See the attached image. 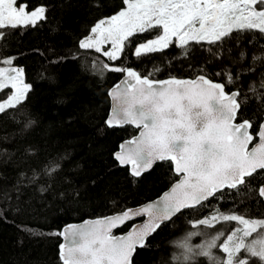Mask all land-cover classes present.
Wrapping results in <instances>:
<instances>
[{"label":"trees","instance_id":"16d2710c","mask_svg":"<svg viewBox=\"0 0 264 264\" xmlns=\"http://www.w3.org/2000/svg\"><path fill=\"white\" fill-rule=\"evenodd\" d=\"M21 2L29 9L44 7L46 18L34 28L0 30L11 32L0 40V65L12 59L31 85L24 101L0 114V264H60L65 226L139 207L178 180L170 162L159 163L136 178L114 159L119 145L138 130L129 125L107 126L109 91L125 73L113 72V67L131 68L152 79L204 74L223 83L228 92H239L238 121L251 120L252 133L258 132L264 120V35L259 32L233 31L223 49L192 41L184 49L173 43L163 51L136 57L134 50L160 31L154 28L130 37L124 52L112 61L94 49L79 48V43L101 20L125 10L124 0H17ZM254 56L260 58L253 61ZM225 69L231 70L233 83L227 82ZM11 94L10 87L0 90V103ZM29 148L33 151L26 152ZM50 169L54 171L49 175ZM33 175L37 179L28 183ZM21 178L25 183L19 185L17 199L15 189ZM248 179L253 191L244 186H239V192L224 189L162 225L137 251L133 264H172L177 257L171 255L169 241L185 231L198 233L189 237L196 253L192 264H221L226 255L221 245L239 223L220 221L198 227L193 223L215 212L264 219V200L255 191L264 184V177ZM77 191L79 195H73ZM216 235L217 247L211 250L215 259L210 262L196 245ZM257 262L251 258L250 263Z\"/></svg>","mask_w":264,"mask_h":264},{"label":"snow or ice","instance_id":"6c2138e0","mask_svg":"<svg viewBox=\"0 0 264 264\" xmlns=\"http://www.w3.org/2000/svg\"><path fill=\"white\" fill-rule=\"evenodd\" d=\"M124 2L127 9L97 23L91 29L92 35L83 39L79 48L94 49L99 53L103 45L110 44L111 50L104 51V55L114 61L124 52L125 42H129L130 37L154 28L160 31L155 38L134 50L136 57L143 53L163 51L174 39L181 49L186 48L189 41L197 44L206 42L207 45L223 49L226 38L231 37L233 31H257L264 35V0ZM45 18L44 7L29 9L26 2L18 4L17 0H0V30L34 28ZM10 35V31H0V40ZM215 54L219 55L220 52ZM244 56V51H241L239 59L243 60ZM259 58L254 56L253 61ZM4 63L9 67H0V89L10 87L14 94L5 103H0V114L6 109L15 108L31 91V85L24 83L23 69L12 67V59H4ZM111 71L126 72L128 79L123 85L116 84L111 92L112 99L118 104L112 111V119L106 121L107 126L129 124L142 129L137 138L120 145V151L113 154L114 159L121 166L130 165L133 177H140L158 161H172L175 172L183 175L171 192L156 204L97 219L82 227L66 228L62 235L65 241L71 238L73 246L69 247L68 243L62 246L63 264H132L137 247L142 249L146 246V238L160 227L162 221L170 220L182 209L195 208L225 187L239 192V186H244L248 191H253L248 178L264 177V171H258L264 170V122L256 133L258 146L250 151L253 134L249 130L253 128V122L248 119L236 122L240 110V103L237 102L239 92L226 94L223 84L206 79L204 74L195 80L166 79L155 82L149 78L142 79L131 68L116 66ZM225 73L227 82L233 83L231 70L225 69ZM240 74L239 71L235 74L237 80ZM261 86L264 87V84ZM32 151L31 148L26 149V152ZM52 171L48 170V174ZM36 179L33 175L28 183ZM24 183L23 178L17 182V199L19 185ZM255 191L264 198V186ZM73 195H79V191ZM2 214L3 209H0V216ZM140 216L147 217V222L141 227H132L126 235H113V228ZM218 219L237 221L245 226L242 237L237 236L241 231L237 228L225 238L221 245L222 252L227 254L223 264H244L243 260L238 259L241 249L264 260V239L251 245L246 244L244 239L258 227L264 228V220L245 219L241 215H212L211 220L200 219L198 224L193 223V227L210 225ZM195 234L198 233H190L189 237ZM218 239L219 235H216L200 246V254L215 259L211 250L217 247ZM181 246L188 253L193 251L187 241Z\"/></svg>","mask_w":264,"mask_h":264},{"label":"water","instance_id":"95a60500","mask_svg":"<svg viewBox=\"0 0 264 264\" xmlns=\"http://www.w3.org/2000/svg\"><path fill=\"white\" fill-rule=\"evenodd\" d=\"M132 70H134V69H132ZM134 71H136V70H134ZM138 73H139V72H138ZM139 74H140V73H139ZM200 75H201V74H200ZM141 78H142V79H143V78H149V79H151V80H153V81H155V82H159V81H164V80H166V79L195 80V79H198V78H199V75H197L196 77H193V78H177V77H169V78H163V79H152V78H150V77H148V76H142V75H141ZM205 78H206V79H210V78L207 77V76H205ZM127 79H128V77H127L126 72H125V73H124V76L122 77V79H121L118 83H116V84H121V85H123V82H124L125 80H127ZM211 80H212V79H211ZM212 82H214V83H221V82L214 81V80H212ZM116 84H115V85H116ZM221 84H223V83H221ZM115 85H114V86L110 89V91H109V97H110V100H111V109H110V113H109V116H108V119H107V120L112 119V111H113V109H115V108L117 107V104H118V102H117V101H114V100L112 99V97H111V92L114 90ZM223 85H224V84H223ZM122 90H123V89H122ZM224 90H225V93H226V94H231V93H234V92H238V91L228 92L227 89H226V87H225V85H224ZM237 102L239 103L238 97H237ZM213 106H215V102H213ZM240 107H241V105H240ZM239 111H240V110H239ZM239 111L237 112L236 122H240V121H238V113H239ZM119 114H120V113H118V115H119ZM263 122H264V120H263ZM126 125H129V124H125V125H123V126L111 127V128H122V127H124V126H126ZM129 126L134 127L135 129L138 130V132H137L136 135H134L133 137H131V138H129V139L123 141L121 144H123V143H127L128 141L137 138V137L139 136L140 131L142 130V129H138V128H136L135 125H129ZM249 131L252 133V129H250ZM252 134H253V133H252ZM258 143H259L258 135L253 134V141H252L251 144H249V150L251 151L254 147L258 146ZM121 144H120V145H121ZM120 145H119V148H118L117 152L120 151ZM117 162H118V161H117ZM162 162H170V163L172 164V166H173V170H174V173L179 177L178 180H176V181H175V182H174V183H173V184H172V185H171L166 191H164V192H163L160 196H158L157 198H155V199H153V200H151V201H149V202H147V203H145V204H143V205H141V206H139V207L129 208V209H126L125 211H128V210L136 211V210H138V209L141 208V207H145V206H147L148 204H156L157 202H159V201H161V200L163 199V197H164V195H165L166 193H170V192H171V190H172V188L175 186V184H177V183L180 182V180H181L183 174H177V173L175 172V165H174V163H173L172 161H158V162H156V163L153 165L152 169H153L157 164L162 163ZM118 164H119V162H118ZM120 166H121V165H120ZM121 167L128 168L129 171H130V173H131V166H130V165H125V166H121ZM152 169H150V170L147 171V172H144L142 175H144V174L150 172ZM258 171H260V170H258ZM142 175H141V176H142ZM141 176H140V177H141ZM136 178H139V177H136ZM262 186H264V184H263ZM224 189H229V188L225 187ZM224 189L218 191L217 193L223 191ZM217 193H215L213 196L209 197L208 200H210L211 198H213ZM208 200H207V201H208ZM263 200H264V198H263ZM205 202H206V201H202L201 204H200V205H197L195 208L201 206V205H202L203 203H205ZM190 209H191V208H190ZM184 210H186V209H182L180 213H182ZM123 212H124V211H123ZM123 212L115 213V214H110V215L103 216V217L89 218V219H85V220H83V221H81V222L70 223V224H68L67 226L64 227L63 232H64V230H65L66 228H68V227H70V226L82 227V226H84L85 224H87L88 222H94V221L97 220V219H106V218H109V217H112V216H115V215H121ZM180 213L175 214V215H174L170 220H168V221H162L160 227H161L162 225L166 224V223L171 222V221H172L174 218H176ZM131 222H134V223H133V225H132L131 227H129V229H128L126 232H124V233H118L119 230H121L124 226H126L128 223H131ZM145 222H147V217H146V216L134 217V218H132V219H130V220H128V221H125L123 224H120V225L116 226L115 228H113V229H112V233H113V235H115V236L126 235V234L129 233V231L131 230L132 227H134V226H135V227H141V226L143 225V223H145ZM160 227H159V228H160ZM159 228H158V229H159ZM158 229H157L155 232H153L152 234H150V235L146 238V244H147L148 240H149V239H150V238H151V237H152V236L158 231ZM78 242H79V237H77V243H78ZM65 243H68V246H69V247H72V246H73V240L70 238L68 241H65V240H64V237H63L62 243H61V245H60V247H59V254H60V261H61L60 264H63V260H62V258H61V251H60V250H61L62 246H63ZM140 249H141V248L137 247L136 252L133 254V257H132V264H133V259H134L135 255H136L137 251L140 250Z\"/></svg>","mask_w":264,"mask_h":264},{"label":"rangeland","instance_id":"374dc122","mask_svg":"<svg viewBox=\"0 0 264 264\" xmlns=\"http://www.w3.org/2000/svg\"><path fill=\"white\" fill-rule=\"evenodd\" d=\"M127 9V8H126ZM125 9V10H126ZM111 18V17H110ZM110 18H108V19H110ZM107 20V19H106ZM92 35V32H91V34L90 35H88V36H91ZM87 36V37H88ZM86 37V38H87ZM151 40V39H150ZM150 40H148L147 42H149ZM147 42H144V43H147ZM190 42H192V41H189V43ZM173 43H175V44H177L178 45V41H176L175 39L173 40ZM172 43V44H173ZM143 44V43H142ZM141 45V44H140ZM139 45V46H140ZM111 50V45L110 44H105V45H103L102 46V51L100 52L101 54H103L104 55V51H110ZM122 54V53H121ZM120 54V55H121ZM105 56V55H104ZM105 57H107V56H105ZM120 57V56H119ZM108 58V57H107ZM12 67H16V66H14V65H11ZM0 67H9V65H7V64H5V65H0ZM18 68V67H17ZM23 79H24V77H23ZM24 83H26L25 82V80H24ZM27 84V83H26ZM0 90H2V89H0ZM12 91H13V94H14V90L12 89ZM6 102V100L5 101H3V102H1V103H5ZM212 215H223V214H220L219 212H215V213H213V214H211L209 217H207L206 219H209V220H211V216ZM246 219V218H245ZM260 220H264V219H260ZM220 221H224V220H222V219H218L217 221H214V222H212L211 224H215V223H218V222H220ZM239 225V224H238ZM244 227L245 226H243V225H239L238 226V228L241 230L240 232H238L237 233V236H240V237H242L243 236V229H244ZM236 230V229H235ZM234 230V231H235ZM232 234V233H231ZM230 234V235H231ZM245 239V243L246 244H249V245H251L253 242H255V241H258V240H262V239H264V228H257L256 229V231H254L250 236H248V237H246V238H244ZM207 241L204 239V241H203V239H200L199 241H198V243H197V245H196V249H200L199 250V253L201 252V247L200 246H202V245H204L205 243H206ZM201 255V254H200ZM227 255V254H226ZM226 255H225V257H224V259L222 260V262H221V264H223V262L226 260ZM203 256V255H202ZM213 256V255H212ZM253 256H251L249 253H247L244 249H241V251L239 252V254H238V259H241V260H243L244 261V264H252V263H250V261H251V258H252ZM209 258V257H208ZM257 258V263H254V264H264V260H260V258L259 257H256ZM210 259V258H209ZM213 259H210V262L212 261ZM255 261V260H254Z\"/></svg>","mask_w":264,"mask_h":264},{"label":"clouds","instance_id":"9594fccd","mask_svg":"<svg viewBox=\"0 0 264 264\" xmlns=\"http://www.w3.org/2000/svg\"><path fill=\"white\" fill-rule=\"evenodd\" d=\"M190 233V231H185L169 241L171 255L173 257H177V259L172 261V264H192V259L196 253L193 251L188 253L187 250L181 246L187 241V243L192 247V244L189 241ZM186 255L188 257L187 259H185Z\"/></svg>","mask_w":264,"mask_h":264}]
</instances>
